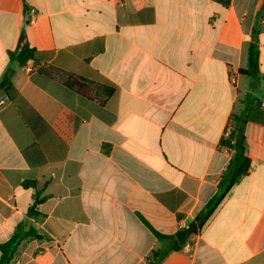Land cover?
<instances>
[{
	"label": "crops",
	"instance_id": "crops-1",
	"mask_svg": "<svg viewBox=\"0 0 264 264\" xmlns=\"http://www.w3.org/2000/svg\"><path fill=\"white\" fill-rule=\"evenodd\" d=\"M255 29L258 78L243 73ZM22 34L42 66L113 96L27 73L9 58ZM9 68L0 245L20 225L42 236L11 264H147L174 246L149 225L175 238L197 225L240 131L248 173L160 264H264V0H0V82Z\"/></svg>",
	"mask_w": 264,
	"mask_h": 264
},
{
	"label": "trees",
	"instance_id": "trees-1",
	"mask_svg": "<svg viewBox=\"0 0 264 264\" xmlns=\"http://www.w3.org/2000/svg\"><path fill=\"white\" fill-rule=\"evenodd\" d=\"M258 31L255 29L252 36V44L249 51V69L243 73L252 77L258 78L260 75V49L258 47ZM11 62L18 63L20 66L32 64L40 73L50 78H58L62 83L76 93L77 95L88 99L96 100L101 105H104L114 94L115 89L110 86L98 84L74 74L64 73L56 68L42 66L36 59V51L30 47L25 34L20 36L17 49L9 52ZM12 69H8L0 82V89H6L10 86V78ZM245 137L240 131L236 135L235 153L230 161V164L224 174L222 181L218 186L216 196L204 207L198 215L196 223L198 227L205 225L215 212L221 207L233 186L245 176L250 167L251 161L247 156L245 148ZM34 209H31L29 216L35 214ZM149 228L153 231L159 240H173L174 246L171 250H159L153 253L152 258L147 264H160L169 254L170 251L179 250L182 247L178 244L175 237L163 236L155 231L150 225ZM29 238H42L34 228L26 230L23 225L16 228L12 237L4 244L0 245V264H11L20 244Z\"/></svg>",
	"mask_w": 264,
	"mask_h": 264
},
{
	"label": "water",
	"instance_id": "water-1",
	"mask_svg": "<svg viewBox=\"0 0 264 264\" xmlns=\"http://www.w3.org/2000/svg\"><path fill=\"white\" fill-rule=\"evenodd\" d=\"M196 229H197V225L193 224L192 226L188 227L187 229L180 231L176 235V238H177L179 245L184 246L187 243V241L189 240V238L191 237V235L194 234Z\"/></svg>",
	"mask_w": 264,
	"mask_h": 264
},
{
	"label": "built area",
	"instance_id": "built-area-1",
	"mask_svg": "<svg viewBox=\"0 0 264 264\" xmlns=\"http://www.w3.org/2000/svg\"><path fill=\"white\" fill-rule=\"evenodd\" d=\"M33 13H34V11H33ZM34 22H35V14L30 19V23H34ZM25 70L27 73H32V71H33V69L30 66H27ZM232 82L235 83V79H232ZM262 106L264 107V104H262ZM229 132H230V129L227 130V133H229Z\"/></svg>",
	"mask_w": 264,
	"mask_h": 264
}]
</instances>
